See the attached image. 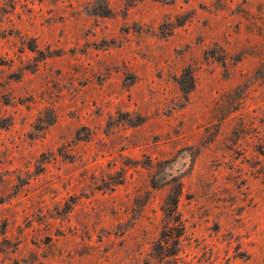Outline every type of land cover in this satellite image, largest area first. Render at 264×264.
Returning a JSON list of instances; mask_svg holds the SVG:
<instances>
[{
	"label": "rangeland",
	"instance_id": "rangeland-1",
	"mask_svg": "<svg viewBox=\"0 0 264 264\" xmlns=\"http://www.w3.org/2000/svg\"><path fill=\"white\" fill-rule=\"evenodd\" d=\"M0 264H264V0H0Z\"/></svg>",
	"mask_w": 264,
	"mask_h": 264
},
{
	"label": "trees",
	"instance_id": "trees-1",
	"mask_svg": "<svg viewBox=\"0 0 264 264\" xmlns=\"http://www.w3.org/2000/svg\"><path fill=\"white\" fill-rule=\"evenodd\" d=\"M189 92V91H188ZM187 93V92H186Z\"/></svg>",
	"mask_w": 264,
	"mask_h": 264
}]
</instances>
